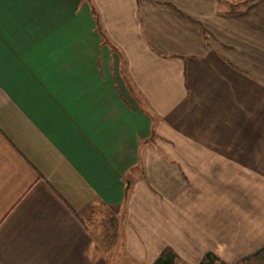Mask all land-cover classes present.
Returning a JSON list of instances; mask_svg holds the SVG:
<instances>
[{"label": "crops", "instance_id": "1", "mask_svg": "<svg viewBox=\"0 0 264 264\" xmlns=\"http://www.w3.org/2000/svg\"><path fill=\"white\" fill-rule=\"evenodd\" d=\"M262 152L264 0H0V264L264 244Z\"/></svg>", "mask_w": 264, "mask_h": 264}, {"label": "rangeland", "instance_id": "2", "mask_svg": "<svg viewBox=\"0 0 264 264\" xmlns=\"http://www.w3.org/2000/svg\"><path fill=\"white\" fill-rule=\"evenodd\" d=\"M259 158L257 159V162H261L262 160L264 161V152L258 153ZM261 157V159H260ZM262 161V162H263ZM257 213V210H255ZM234 214L232 210H226V209H221L220 211V222H227L229 220H225L224 216H231ZM227 216V217H228ZM234 220H238L239 222L242 220L241 218H234ZM115 222L113 221V225L110 227L107 225V230L103 226L101 228V235L107 238L106 242H108L112 235L115 236ZM209 226H212L210 223ZM230 227L228 225H225L222 227L221 225H214L213 227H210V237L215 235L216 233H220L221 241H220V250L217 249H209L208 251H212L216 253L221 259H223L225 262L228 264L236 263L242 258L249 256L251 254L256 253L259 251L264 244L261 242V237L260 235H255V237H252L251 235L248 236L245 234V228L244 227H233V233H230L231 231ZM113 231V232H112ZM112 233V234H111ZM105 240V239H104ZM116 241V240H115ZM110 242V241H109ZM116 243L113 245V251L116 252L118 249H115ZM168 248V247H166ZM206 251V252H208ZM176 252L180 257H177V263L178 264H188L186 261V257H183V254L179 251H174ZM187 253H192L193 251H186ZM117 253V252H116ZM150 255V254H149ZM177 255V256H178ZM183 258H182V257ZM149 261V260H148ZM190 264L192 262L189 260ZM129 263H131V258L129 259ZM150 263V262H148ZM136 264V263H135Z\"/></svg>", "mask_w": 264, "mask_h": 264}, {"label": "trees", "instance_id": "3", "mask_svg": "<svg viewBox=\"0 0 264 264\" xmlns=\"http://www.w3.org/2000/svg\"><path fill=\"white\" fill-rule=\"evenodd\" d=\"M153 264H178L176 253L170 249L165 248L161 251L159 256L154 260ZM198 264H228L221 259L216 253L208 251L203 254ZM232 264H264V246L254 254L246 256L236 263Z\"/></svg>", "mask_w": 264, "mask_h": 264}]
</instances>
